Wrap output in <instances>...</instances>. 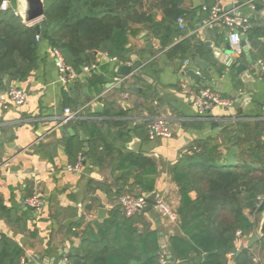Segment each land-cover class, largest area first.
<instances>
[{
  "label": "crops",
  "instance_id": "1",
  "mask_svg": "<svg viewBox=\"0 0 264 264\" xmlns=\"http://www.w3.org/2000/svg\"><path fill=\"white\" fill-rule=\"evenodd\" d=\"M194 2L184 3L182 8L197 12L193 19H183L185 29L178 25L186 35L170 48L162 49L159 40L149 36L147 31L130 38V59L119 66L131 65L138 73L135 76H118V62L98 53L95 62L86 65H96L98 70L84 73L82 67L76 80L61 83L54 50L42 34L37 40L38 63L33 75L24 82L12 79L10 87L6 85L8 77L5 78L0 90V197L7 208L25 216L28 234L15 231L3 220H0V234L7 235L22 247L25 257L21 264H67L62 259L63 253L67 254L79 241L68 237L63 226L69 227L81 218L99 220V210L105 208L107 215L112 206L106 194L90 187L89 181L113 183V175L119 174L116 171L118 157L108 156L100 147L102 166L92 165L81 140L84 133L89 145L92 131L82 129L76 122L96 123L121 151L156 160L159 173L155 192L158 199L165 200L176 212L180 207L179 187L173 180L172 169L187 148L194 141L216 136L217 125L226 126L239 120L264 121V76L260 71V64L264 63V0H215V5L224 11L234 10L237 18L245 21V26L239 30L241 54H236L235 46L230 44L227 29L203 26L211 14L202 8V0L199 7L194 6ZM9 9L15 15V11L19 12ZM161 18L160 13L158 20ZM253 25L260 27L261 34L250 42L246 33ZM187 42L192 53L186 59L168 56L170 49ZM242 42L248 48L241 45ZM196 58L207 67L198 65ZM235 61L245 68L237 70ZM188 72L198 73L201 82L195 83ZM94 75L105 80L100 93L88 85L87 80ZM120 83V89L109 88ZM11 88L27 92L25 105L16 107L10 102L7 93ZM203 88L234 102V106L229 109L217 106L204 115L199 114L194 101ZM103 100L115 113L122 110L125 115L120 118L104 116L107 106ZM97 105L103 108L100 114L95 112L99 108ZM67 108L80 112L79 118L61 126ZM151 112L157 116L151 117ZM159 117L170 123L173 132L170 139L150 142L148 131L144 129L135 134L134 129L142 121L150 122ZM105 121H124L127 142L118 141V129L103 124ZM72 144L75 145L73 156L70 154ZM136 145H139L138 151L134 149ZM89 149L90 145L88 152ZM80 157L84 158V165L76 169ZM34 196L42 203L40 210L26 204ZM191 198L195 199L196 195L192 193ZM90 206L93 207L91 211L88 210ZM153 212L158 215L155 210ZM89 215L93 218L89 219ZM251 216L259 217L260 228L264 214L258 212L257 217ZM69 220L71 223L68 224ZM158 220L154 228L159 230L163 253L169 264L168 241L169 237L179 234L178 223L160 216ZM251 238L240 239L238 250L248 246Z\"/></svg>",
  "mask_w": 264,
  "mask_h": 264
},
{
  "label": "trees",
  "instance_id": "2",
  "mask_svg": "<svg viewBox=\"0 0 264 264\" xmlns=\"http://www.w3.org/2000/svg\"><path fill=\"white\" fill-rule=\"evenodd\" d=\"M3 1L0 0V90L8 76L24 82L37 70L38 63L35 27L25 24L11 9L1 11ZM187 1L193 0H44L47 32L42 37L76 72L94 63L98 53L119 64L126 63L131 53L130 38L143 31L159 40L162 49L170 48L186 35L177 20L193 19L197 12L182 8ZM202 2V8L209 12L215 6V0ZM160 13L162 18L158 20ZM256 26L246 33L250 42L261 34ZM191 51L189 42L181 43L170 49L168 56H178L183 61ZM87 82L100 93L105 80L94 75ZM103 101L107 106L104 116L125 115L122 110L115 113ZM154 116L157 114L151 112ZM76 123L92 131L87 156L90 163L102 166L99 148L103 147L108 156L118 157L119 174L113 175V183L89 181L90 187L106 194L112 206L102 221L81 218L78 223L63 226L65 234L79 243L63 253L62 259L67 264H163L166 255L159 230L154 228L159 217L153 211L127 217L119 201L123 196L140 197L155 192L158 162L142 154L121 151L96 123ZM103 124L117 128L116 139L127 142L124 121ZM148 126L149 121H142L134 129L135 134L140 129L148 131ZM215 130L216 136L194 141L172 169L179 187V234L169 237L167 251L178 264H264V238L252 247L244 245L238 250L237 246L241 238H251L259 228V217L251 215L258 216L255 209L260 206L259 197L264 196V121L239 120L217 125ZM71 148L73 156L75 145ZM192 193L195 199L191 198ZM0 220L15 231L28 234L25 216L7 208L1 197ZM239 232L241 238L237 237ZM24 257L22 247L1 234L0 264H21Z\"/></svg>",
  "mask_w": 264,
  "mask_h": 264
},
{
  "label": "built area",
  "instance_id": "3",
  "mask_svg": "<svg viewBox=\"0 0 264 264\" xmlns=\"http://www.w3.org/2000/svg\"><path fill=\"white\" fill-rule=\"evenodd\" d=\"M9 8H11L10 1L4 0L1 5V11H6ZM205 10L207 9L205 8ZM15 12L16 16H21L19 12ZM210 14V18L203 23V26L208 29H214L216 26H221L227 29L229 32L230 44L235 46L236 54H241V48L239 45L241 37L239 30L241 27L245 26V21L237 18L234 10L224 11L217 5L212 8ZM177 22L181 29L186 28L183 18H178ZM36 24L37 23H30L27 25L35 27ZM37 40L39 41V37L37 38ZM54 55L55 67L58 69L60 82L67 83L68 81L76 80L79 75L78 72L66 65L63 57L57 50H54ZM96 70H98V67L96 65L83 67L84 73H92ZM260 71L261 74L264 76V63L260 64ZM7 97L14 106L20 107L25 105V102L27 100V92L25 90L11 88L7 93ZM194 106L199 112V114L204 115L217 106H222L227 109L232 108L234 106V102L222 99L218 94H214L209 90L202 89L197 94V97L194 101ZM79 113L80 112L74 111L71 108H67L61 120V126H64L65 124L77 120L79 118ZM172 134L173 132L171 125L167 122L164 117H159L150 120L148 126V139L150 142H157L160 139H170L172 137ZM83 165L84 158L80 157L76 169H80ZM259 200L260 204H263L264 196H260ZM119 201L127 217H132L138 213H142L143 208H145L149 204V201H147V195H142L140 197L123 196L120 198ZM26 204L37 210H40L42 207V203L40 202V199L37 196H34L31 199L27 200ZM154 210L161 217V219H168L169 221L174 223L178 222L176 212L171 209V207L166 203L165 200L158 199V202L154 206ZM88 218L92 219L93 217L92 215H89ZM237 237L241 238L240 232L237 233ZM163 264L168 263L166 262V260H163Z\"/></svg>",
  "mask_w": 264,
  "mask_h": 264
},
{
  "label": "water",
  "instance_id": "4",
  "mask_svg": "<svg viewBox=\"0 0 264 264\" xmlns=\"http://www.w3.org/2000/svg\"><path fill=\"white\" fill-rule=\"evenodd\" d=\"M10 4H11V8L15 11L18 10L21 13V18L23 19L25 24H30V23H37L35 26V31L37 32L38 36H41L42 34L47 32V27L46 24L43 22V18L45 15V2L44 0H9ZM200 5V0H195L194 2V6L199 7ZM39 22V23H38ZM241 45H243L245 48L247 47V44L245 42H242ZM248 51V49H247ZM195 62L200 65L201 67L205 68L207 67L206 63H204L203 61H201L199 58L195 59ZM234 64L237 65V70H241L243 68H245L243 65L241 64H237L236 61L234 62ZM116 66L118 67V71L117 74L118 76H123L126 78L132 77L137 75V71H134V67H132L131 65H120L119 63L116 64ZM188 75L191 77V79L197 83V82H201L200 81V75L196 72H188ZM7 78V77H6ZM12 78L10 76H8L7 79V83L6 85L8 87H10V83H11ZM122 84H118L116 85H110L109 88H121ZM99 108L95 110L96 114H100L102 113V106L97 105ZM69 133L73 134L72 130H69ZM81 140L82 142H84L85 145V155L88 154V138L86 137V135L84 133L81 134ZM138 147L139 145L135 146V150L138 151ZM158 193L157 192H153L149 195H147V201H149V204L143 208L142 213H151L154 210V206L155 204L158 202ZM255 211L263 213L264 214V203L261 204L258 209H255ZM106 216V209H100L98 212V219L99 220H104ZM71 223V220L68 221V224ZM260 238H264V220L259 228L258 233L254 234L250 240L249 246L252 247L254 244H256ZM240 253L238 252L236 254V258L237 259L238 255ZM168 260H170L171 262L169 264H176L174 259L172 258L171 255L167 256Z\"/></svg>",
  "mask_w": 264,
  "mask_h": 264
},
{
  "label": "rangeland",
  "instance_id": "5",
  "mask_svg": "<svg viewBox=\"0 0 264 264\" xmlns=\"http://www.w3.org/2000/svg\"><path fill=\"white\" fill-rule=\"evenodd\" d=\"M159 217V215H157Z\"/></svg>",
  "mask_w": 264,
  "mask_h": 264
}]
</instances>
